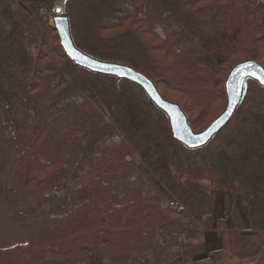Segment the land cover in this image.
Here are the masks:
<instances>
[{"label":"trees","instance_id":"trees-1","mask_svg":"<svg viewBox=\"0 0 264 264\" xmlns=\"http://www.w3.org/2000/svg\"><path fill=\"white\" fill-rule=\"evenodd\" d=\"M56 1L0 0V208L24 236L0 248V264H150L136 257L146 254L153 264H264V90L249 81L222 132L187 150L140 87L65 56L43 14ZM66 3L78 48L145 74L191 110L223 98L235 63L264 67V0ZM221 150L238 173L205 155ZM217 192L243 205L220 211ZM207 233L219 247L184 256Z\"/></svg>","mask_w":264,"mask_h":264},{"label":"water","instance_id":"water-1","mask_svg":"<svg viewBox=\"0 0 264 264\" xmlns=\"http://www.w3.org/2000/svg\"><path fill=\"white\" fill-rule=\"evenodd\" d=\"M50 22L63 53L74 65L87 72L113 77L118 81H129L140 87L153 107L167 119L173 140L190 151L206 147L230 123L244 100L249 81L255 82L264 90V83L256 79V76L264 77L262 65L255 60L235 64L227 73L223 84L226 99L223 111L205 129L194 132L181 107L166 100L145 74L124 64L99 59L78 48L72 38L69 17L59 5L53 7Z\"/></svg>","mask_w":264,"mask_h":264},{"label":"rangeland","instance_id":"rangeland-1","mask_svg":"<svg viewBox=\"0 0 264 264\" xmlns=\"http://www.w3.org/2000/svg\"><path fill=\"white\" fill-rule=\"evenodd\" d=\"M62 1L63 0H57L55 5H59ZM66 5H67L66 0H64L63 10L67 13ZM43 14H44V17L48 20L49 25L51 26V22H50L51 21V12H44ZM240 59H242V57L241 58H235L232 60V62H234V61L236 62ZM240 62H243V61H239L237 63H240ZM263 62H264V60H263ZM237 63H235V64H237ZM229 70L227 71V73L229 72ZM227 73H226V75H227ZM226 75L224 76L223 81H225ZM163 82L164 81H161L162 87L168 88V84H165V82L164 83ZM222 88H223V85H222ZM247 88H248V83H247ZM249 89H251L254 92V94L258 93V87L255 84H251L249 86ZM223 92H224V89H223ZM163 93H164V98L166 100L173 102V103H176L180 107H181V105L184 106V108L181 107V109L185 112L189 121L191 123H194V125H192L193 126L192 129L194 132H200L203 129H205V127L223 111V109L225 107V103H226V99H225V95H224L223 98L215 99L213 102H211L210 105L208 106L207 110L202 113V110H203L202 108H200L199 111L194 110V109L191 110V108L190 109L187 108V105L185 104L186 101L179 95V93H177L175 91H171V90H169V88H168V90L164 89ZM236 134H237V131L233 130L232 134L230 135V137L227 140V144L234 141L233 139H234V136ZM205 155L208 156V160L210 162H214L219 167L226 170L229 176H232L235 172L238 173V168H237L236 164L235 163L231 164L228 161V155L224 151H222V150L219 152L213 151L210 153H205ZM187 157L189 158L190 162H193L195 160L193 157H191L188 154H187ZM136 160H138V159H136ZM163 194L166 198L170 199V197L167 193L163 192ZM215 204L219 207L220 211L223 209V205H243L241 203V200H240L238 195H229L227 197V199H224V194L219 193V192L215 193ZM236 207L237 206L233 207L232 215L234 214L236 216L233 219L234 222L239 223L238 219L241 218V211L239 212L238 210H236ZM228 210H229V207H228ZM2 211L3 210L0 208V247H7L10 245L19 244V243L24 242L22 227H20V226L11 227L9 220H7V217L5 216L7 214L4 211L3 212ZM4 213H5V215H4ZM167 219L170 222H172V221L185 222L186 221L185 217H183L181 215H170L167 217ZM7 225H8V227H7ZM218 247H219V240L216 237H214L213 234L207 233V235L205 236V238L202 241L197 242L191 249L186 250L184 252V256H192L193 255L196 258H201V257L205 256L208 251L215 250ZM192 249H193V251H192ZM136 257L138 259H141V260L147 258L150 261V264H153L152 258L149 254H146L143 256H136ZM232 260L233 261H231V262L228 261L227 264L237 263V261H235V259H232ZM242 264H249V263L243 262Z\"/></svg>","mask_w":264,"mask_h":264},{"label":"crops","instance_id":"crops-1","mask_svg":"<svg viewBox=\"0 0 264 264\" xmlns=\"http://www.w3.org/2000/svg\"><path fill=\"white\" fill-rule=\"evenodd\" d=\"M3 212V211H2ZM4 215H5V213H4ZM6 217H7V220H9V222H10V226L11 227H14V225L11 223V221H10V219L8 218V216L7 215H5ZM244 216V215H243ZM231 225H234V224H231ZM21 231V230H20ZM22 232H23V230H22ZM15 245V244H14ZM10 246H12V245H10ZM7 247H9V246H7ZM7 247H0V248H7Z\"/></svg>","mask_w":264,"mask_h":264},{"label":"snow or ice","instance_id":"snow-or-ice-1","mask_svg":"<svg viewBox=\"0 0 264 264\" xmlns=\"http://www.w3.org/2000/svg\"><path fill=\"white\" fill-rule=\"evenodd\" d=\"M251 67V65H249ZM256 79H259L261 83H264V77L256 76Z\"/></svg>","mask_w":264,"mask_h":264},{"label":"bare ground","instance_id":"bare-ground-1","mask_svg":"<svg viewBox=\"0 0 264 264\" xmlns=\"http://www.w3.org/2000/svg\"><path fill=\"white\" fill-rule=\"evenodd\" d=\"M63 5H64V0L59 4V6L63 9ZM8 227V225H7ZM10 227V226H9ZM8 229V228H7Z\"/></svg>","mask_w":264,"mask_h":264}]
</instances>
